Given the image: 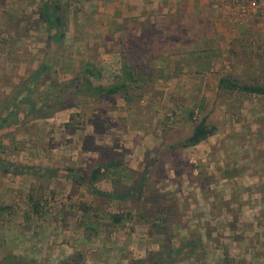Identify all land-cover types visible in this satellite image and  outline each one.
Listing matches in <instances>:
<instances>
[{
	"label": "rangeland",
	"instance_id": "rangeland-1",
	"mask_svg": "<svg viewBox=\"0 0 264 264\" xmlns=\"http://www.w3.org/2000/svg\"><path fill=\"white\" fill-rule=\"evenodd\" d=\"M58 1L67 24L51 62L59 82L85 63L92 83L120 82L136 57L144 72L125 95H79L0 130V159L47 169L0 168V264L7 254L39 264L77 255L79 264H133L157 251L167 252L166 264H221L225 252L264 264V96L218 88L226 75L264 85V18L219 0ZM41 3L0 0V100L50 49ZM203 116L215 133L175 146ZM114 160L120 165L95 185L124 192L140 184L135 196L96 199L73 178ZM163 218L159 233L153 224ZM189 237L197 247L178 254Z\"/></svg>",
	"mask_w": 264,
	"mask_h": 264
},
{
	"label": "trees",
	"instance_id": "trees-1",
	"mask_svg": "<svg viewBox=\"0 0 264 264\" xmlns=\"http://www.w3.org/2000/svg\"><path fill=\"white\" fill-rule=\"evenodd\" d=\"M39 20L44 23L47 31V39L49 50L46 52L44 61L35 69V71L21 82V85H16L7 96L0 100V130L11 128L21 124L25 119L37 114L46 115L60 107V103L69 100L76 96H88L99 99L101 97H108L118 93L126 94L130 85L140 76L141 70L144 72V67L137 61L132 69H124L123 77L120 82L111 84H95L92 83L89 77L93 76L94 69L89 63L81 66L79 74H75L73 78L65 82H59L51 71V62L53 60V53L55 49L64 41L66 32V20L62 11V6L58 0H42L39 8ZM46 84L45 89L41 91L40 95L34 96L36 90L41 84ZM218 88L225 92H239L242 94L264 96V85L251 82H240L231 76H221L218 80ZM192 115V112H191ZM216 127L207 122V117L203 116L195 122L193 128L186 137L175 144L181 148L194 146L203 140L213 135ZM120 165L118 160L109 161L102 166H96L89 172L79 174L77 170L73 171V177L80 184H82L96 199H104L109 201L124 200L138 193L140 184L131 186L127 191L115 192L104 191L99 189L95 184L105 174V171L112 167ZM0 168L2 171L19 173H46L47 169H40L34 165H22L13 162H4L0 159ZM71 172V169H68ZM35 212L38 211L36 203L34 204ZM7 209L6 206H0V213ZM83 214L85 218L94 225L98 222V213H90V207L83 206ZM91 216V217H90ZM110 218L113 224H119L122 220L120 213H112ZM161 223H154L159 233L165 229V218ZM198 241L194 237H189L178 247L177 253L191 252L197 247ZM153 255V256H152ZM149 255L146 259H139L132 261L133 264H166L170 259L166 251H157ZM4 264H39L33 259L23 260L13 254H7L3 259ZM80 256L74 257L73 261L66 260L65 264H79ZM222 264H246L230 257L228 253H224Z\"/></svg>",
	"mask_w": 264,
	"mask_h": 264
},
{
	"label": "built area",
	"instance_id": "built-area-1",
	"mask_svg": "<svg viewBox=\"0 0 264 264\" xmlns=\"http://www.w3.org/2000/svg\"><path fill=\"white\" fill-rule=\"evenodd\" d=\"M221 5L228 6L229 9L237 8L240 15L245 18L250 15L249 13H255L260 18H264V0H219Z\"/></svg>",
	"mask_w": 264,
	"mask_h": 264
},
{
	"label": "crops",
	"instance_id": "crops-1",
	"mask_svg": "<svg viewBox=\"0 0 264 264\" xmlns=\"http://www.w3.org/2000/svg\"><path fill=\"white\" fill-rule=\"evenodd\" d=\"M252 83V82H251ZM253 83H258V82H253ZM260 84V83H259ZM262 85V84H261ZM253 96H256V95H253ZM258 262V261H257ZM222 264V263H221ZM254 264H257L254 262ZM258 264H263L262 261H259Z\"/></svg>",
	"mask_w": 264,
	"mask_h": 264
}]
</instances>
